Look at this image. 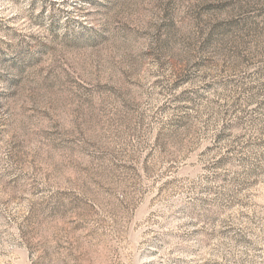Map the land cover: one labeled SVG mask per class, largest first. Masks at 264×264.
Segmentation results:
<instances>
[{
  "label": "rangeland",
  "instance_id": "1",
  "mask_svg": "<svg viewBox=\"0 0 264 264\" xmlns=\"http://www.w3.org/2000/svg\"><path fill=\"white\" fill-rule=\"evenodd\" d=\"M0 264H264V0H0Z\"/></svg>",
  "mask_w": 264,
  "mask_h": 264
}]
</instances>
